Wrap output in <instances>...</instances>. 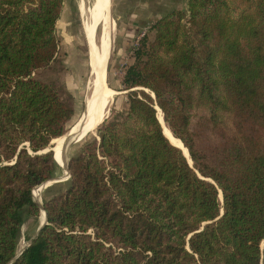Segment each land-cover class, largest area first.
<instances>
[{
    "label": "trees",
    "instance_id": "trees-1",
    "mask_svg": "<svg viewBox=\"0 0 264 264\" xmlns=\"http://www.w3.org/2000/svg\"><path fill=\"white\" fill-rule=\"evenodd\" d=\"M63 1L0 0V264H264V0L155 18L124 70L126 109L69 156L13 259L23 215L39 213L32 189L62 170L45 148L70 97L33 73L56 54Z\"/></svg>",
    "mask_w": 264,
    "mask_h": 264
},
{
    "label": "rangeland",
    "instance_id": "rangeland-1",
    "mask_svg": "<svg viewBox=\"0 0 264 264\" xmlns=\"http://www.w3.org/2000/svg\"><path fill=\"white\" fill-rule=\"evenodd\" d=\"M79 1L80 0L63 1L60 16L55 23V35L58 41L56 54L49 64L38 68L33 73L36 77L56 86L63 97H70L69 102L72 107V114L68 121V128L81 114L84 95L88 91L89 93L91 92V89L89 90L90 83L87 86L90 66V41L82 24L83 18H88L90 22L89 12H94L96 9L97 18L94 30L92 31V42L99 56L103 55L106 48L110 49L107 63V82L108 87L110 86L111 89L118 93H115L112 98L109 113L106 117L107 119L119 116L127 107V89H122V78L126 65L133 60V48L137 45L136 41L139 33L145 30V33H147L149 37L153 35V31L149 28V23L143 27L138 26L134 28V25H131L130 22L127 24L126 21L125 27L127 29L125 30L123 27L122 9L121 11L119 10L118 4L121 0H108L115 26L111 31L110 37L106 22V12L99 6L100 0H82L81 4L85 9L84 15L80 14ZM152 5L160 12L162 9H170L177 6L172 3H162L161 1ZM178 6L185 9V3H180ZM91 97L92 96L87 95L86 100L91 99ZM157 108L158 107H156V109ZM95 133L96 129L94 132H90L84 137H90L91 135H95ZM84 137L77 142H73L64 152L63 160L65 164L66 158L79 150L81 141ZM51 145L54 148V144L50 142L49 146ZM61 168V171L58 170L53 177L46 180H49L48 182L44 181L46 184H41L33 189L32 195H34L33 197L38 202L40 200L42 201L43 195L48 196L66 187L68 183V173L62 166ZM41 212L43 213L40 209L37 215H23V225L20 229L18 249L27 243L28 240L25 236H33L36 233L39 222L44 218Z\"/></svg>",
    "mask_w": 264,
    "mask_h": 264
},
{
    "label": "bare ground",
    "instance_id": "bare-ground-1",
    "mask_svg": "<svg viewBox=\"0 0 264 264\" xmlns=\"http://www.w3.org/2000/svg\"><path fill=\"white\" fill-rule=\"evenodd\" d=\"M79 2H80L79 3L80 14L84 15L85 9L81 4L82 0H80ZM99 6H101L104 9V11L106 12V22H107V27L109 29L108 31H109V34L111 37V31L115 28V26H114V20L111 16V11L109 8L108 0H103V1L100 0ZM89 17H90L91 21L89 22L88 18H86V19L83 18L82 24H83L84 30L86 31L87 36H88L89 41H90V50H89L90 51L89 52L90 66H89V68H91L92 73H93L92 74L93 79H91L92 81H90V87H89V90L91 89L90 90L91 92L89 93V91H88V93L86 95H84L83 103L86 106H85V108H82L79 118L73 123L74 125L72 124L73 127L71 130L72 131L71 133H73L74 135L71 136L68 134V132H65L62 136H60L58 138H54L52 140L53 142H51L54 144V148L52 147L54 155H55L56 159L60 163H62V167L65 170H66V166H65V162L63 160L64 155L62 157L61 148L64 147V145L66 144V141H68V140L70 141V140H74L75 138L76 139L78 138L75 141V142H77L81 138H83L85 135L90 133L92 130H95L96 127H93V126L96 125V123H99V121L102 120L106 115H108L109 109H107V106L112 101L114 94L118 93L117 91H114L113 89H111L110 86L108 87V82H107L106 64L108 62L110 49L106 48L103 55L99 56L97 53V50L95 49V46L92 42V40H93L92 39V31L94 30V26L96 23L95 21L97 18L96 17V9L94 10V12L93 11L89 12ZM100 85H102V86H100ZM99 88H100V90H99ZM87 95L92 96L91 99L86 100ZM156 107H158V106H156ZM158 108L156 109V111H157L156 113H157L158 119L162 123V128H163L164 134L170 139V141L172 143H175L176 145L182 147V150L188 156L187 149L185 148V146L182 144V142L179 139L174 138L171 131L167 127L166 123L164 122V119H163L162 113H161L162 111H160L161 109L159 108L160 109L159 110ZM48 181H46V182H48ZM46 182H44L43 185L46 184ZM40 209H41V211H43L42 208H40ZM42 214L44 215V211H43V213L41 212V215Z\"/></svg>",
    "mask_w": 264,
    "mask_h": 264
},
{
    "label": "crops",
    "instance_id": "crops-1",
    "mask_svg": "<svg viewBox=\"0 0 264 264\" xmlns=\"http://www.w3.org/2000/svg\"><path fill=\"white\" fill-rule=\"evenodd\" d=\"M158 1L162 3H172L173 5H177V8L180 7L178 6L180 3H185L186 5V0H121L118 4L119 10L121 11L122 9L123 27L125 30L127 29L125 27L126 21L127 24L130 22L131 25H134V28L138 26L143 27L148 23L151 24L155 18L165 10L162 9L160 12L152 5Z\"/></svg>",
    "mask_w": 264,
    "mask_h": 264
},
{
    "label": "water",
    "instance_id": "water-1",
    "mask_svg": "<svg viewBox=\"0 0 264 264\" xmlns=\"http://www.w3.org/2000/svg\"><path fill=\"white\" fill-rule=\"evenodd\" d=\"M108 63V62H107ZM106 71H107V64H106ZM93 73H92V70H91V68H89V79H88V81H87V86H88V84L90 83V81H92L91 79H93V75H92ZM100 86H102V85H100ZM99 90H100V88H99ZM99 92V91H98ZM88 93V92H87ZM86 93V94H87ZM85 94V95H86ZM152 95H154L153 93H152ZM111 103V102H110ZM110 103L108 104V106H107V109H109L110 108ZM85 104L83 103V108H85ZM105 106V105H104ZM156 106H158L157 104H155L154 105V107L156 108ZM160 108V107H159ZM157 112V111H156ZM156 116H157V113H156ZM107 117V115L102 119V120H100L99 121V123H96V125H94L93 127H96L97 128V125H99L105 118ZM162 117H163V119H164V116H163V113H162ZM157 118H158V116H157ZM159 120V119H158ZM165 121V120H164ZM159 122H160V120H159ZM160 124H161V126H162V123L160 122ZM74 125V124H73ZM73 125L72 126H70L69 128H68V130H67V132H68V134L69 135H71V136H73L74 134L73 133H71L72 131V127H73ZM162 131H163V128H162ZM171 131V130H170ZM91 132H94V130H92ZM164 133V132H163ZM96 134V133H95ZM167 137V136H166ZM168 138V137H167ZM78 139V138H77ZM76 138L74 139V140H68V141H66V144L64 145V147L63 148H61V152H62V157H63V154H64V152L69 148V146L73 143V142H75L76 140H77ZM169 139V138H168ZM170 140V139H169ZM52 142V141H51ZM182 142V141H181ZM173 144H175V143H173ZM182 144H183V142H182ZM176 145V144H175ZM184 145V144H183ZM178 146V145H177ZM180 147V146H179ZM181 148V150H182V147H180ZM185 148L187 149V147L185 146ZM45 149H52L53 150V148H52V146H47ZM182 152H183V150H182ZM187 152H188V149H187ZM54 154V153H53ZM183 154L186 156V158H187V161L189 162V164H190V166H192V160H191V157H190V155H189V152H188V156L183 152ZM54 157H55V155H54ZM189 157V158H188ZM55 159H56V157H55ZM68 159H69V157H67L66 158V170H67V173H68V176H69V171H68V168H67V161H68ZM190 159V160H189ZM57 160V159H56ZM57 162L59 163V165L60 166H62V163H60L58 160H57ZM50 179V178H49ZM47 180V179H46ZM45 180V181H46ZM39 185V184H38ZM37 186V185H36ZM32 194H33V189H32ZM219 197H220V200H222V193H221V190H219ZM34 198V197H33ZM35 199V198H34ZM37 201V200H36ZM41 201V200H40ZM38 202V204H39V210H40V208H42V210L44 211V218L39 222V225H38V227H37V231L39 230V228L45 223V222H47V219H46V212H45V209L43 208V206H42V201L41 202ZM223 212V209L221 208V210H220V213H222ZM37 231H36V233H37ZM35 233V234H36ZM34 234V235H35ZM33 235V236H34ZM32 236V237H33ZM263 242H264V239L262 240V242H261V245L263 244ZM27 243H28V241H27ZM27 243H25L23 246H21L19 249H17V251L15 252V254H14V256H13V259L14 258H16L20 253H21V251L23 250V248L26 246V244Z\"/></svg>",
    "mask_w": 264,
    "mask_h": 264
},
{
    "label": "built area",
    "instance_id": "built-area-1",
    "mask_svg": "<svg viewBox=\"0 0 264 264\" xmlns=\"http://www.w3.org/2000/svg\"><path fill=\"white\" fill-rule=\"evenodd\" d=\"M145 33V30H143L141 33H139V36L137 37L136 43H138L139 38Z\"/></svg>",
    "mask_w": 264,
    "mask_h": 264
}]
</instances>
